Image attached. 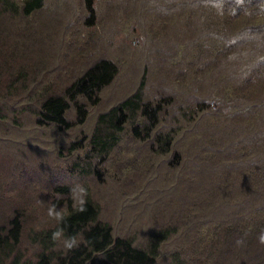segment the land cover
Returning <instances> with one entry per match:
<instances>
[{"label": "trees", "instance_id": "1", "mask_svg": "<svg viewBox=\"0 0 264 264\" xmlns=\"http://www.w3.org/2000/svg\"><path fill=\"white\" fill-rule=\"evenodd\" d=\"M118 1L83 0V23L141 29L151 39L141 58L104 45L100 31L83 41L66 33L75 45L52 79L46 56L57 33L48 18L33 21L49 0H0V79L9 94L30 95L33 125L69 132L98 111L92 132L68 145L70 179L0 215V264H264V0ZM129 141L157 158L158 177L165 171L151 206L157 223L143 239L108 220L102 189L108 178L152 175L147 157L126 153ZM79 199L84 212L73 207ZM53 205L67 214L59 222Z\"/></svg>", "mask_w": 264, "mask_h": 264}, {"label": "rangeland", "instance_id": "2", "mask_svg": "<svg viewBox=\"0 0 264 264\" xmlns=\"http://www.w3.org/2000/svg\"><path fill=\"white\" fill-rule=\"evenodd\" d=\"M116 2L119 4L118 0ZM97 6L99 9L100 1L97 2ZM85 16L83 0H49L46 8L34 16V23H36V20L42 22V20L44 21L45 18H48L49 21H52V27L57 33L56 40L55 38L52 39V46L48 40V49L50 51L53 50L51 53L48 51V56H46L51 61L50 75L52 79H54L56 72L61 68L59 66L62 55L65 54L69 46L75 45L73 37L66 40L67 34L77 33L78 36L82 35L81 39L83 41L93 32L100 31L104 33V35L101 34V37H103L102 42H105L104 45L116 48L120 54H124V52L127 56L134 54L136 55L135 59L141 58L138 53H143L141 49L149 46L151 42L150 38L147 39L140 32L141 29L127 32L122 30L115 33L111 32L109 30L111 22L107 25L100 22L95 28L86 27L83 23ZM56 41L57 45H55ZM90 46H92L91 42H89L88 47L91 49ZM88 61L86 59L81 64H87ZM132 62L129 59L126 60L125 64L123 63L121 77L124 76V72L129 67L127 64ZM67 63L70 65L71 60H68ZM75 68H71L74 73H76ZM44 69L47 70V67ZM38 79H41V74ZM62 79H64V76H62ZM7 81H9L7 77L6 79L3 77L0 79V116H2L0 119V215L11 212L7 210L10 207L11 209L20 207L18 203L20 204L22 201L35 198L38 194L40 196L41 194L45 195L44 185L52 184L54 181L59 182L70 179L64 167V155L68 156V145L71 141L80 139L83 135H89L92 132L98 112L93 110L86 125L73 128L69 132L58 133L47 129L40 130L33 125L32 117L26 111L30 107V95L25 92L9 94L6 86ZM121 81H123L122 78L120 79ZM134 82L131 84L126 83L122 89L109 96L107 100H104L100 108L106 109L108 106L110 108L118 96H121L122 93L134 86ZM115 87V85L111 87L106 94L112 92ZM125 145L129 146L130 152L125 149L129 156L137 154L142 161H144L145 157L149 159L152 175L144 176L143 178L152 177L153 179L148 184H143L146 181L139 176V171L136 172L132 182H137V184L142 182L140 186H135L130 182L131 179L129 180L130 183L127 182L128 184L126 183V185L113 178H108L105 185L102 186L103 191L109 195V205L106 212L109 215L108 220L118 227L121 232L136 231L138 238L143 239L146 236L145 234L157 223V219H154L151 214V206L152 204L155 205L157 200H159V187L165 180L162 174L165 171L162 169L160 177L157 176L159 173L157 158L152 157V153L147 150L146 145L136 146L132 141L125 142ZM63 149L64 154L60 155ZM129 186L132 187L129 188ZM98 189L101 191L100 188ZM141 189H144V196L140 200L139 191ZM168 194L170 195V193ZM7 203L9 204L7 205Z\"/></svg>", "mask_w": 264, "mask_h": 264}, {"label": "clouds", "instance_id": "3", "mask_svg": "<svg viewBox=\"0 0 264 264\" xmlns=\"http://www.w3.org/2000/svg\"><path fill=\"white\" fill-rule=\"evenodd\" d=\"M84 201L83 200H78L76 203H74L73 207L75 208L76 211L79 212H84L86 209L84 207ZM66 212H64L63 210H61L60 212H56L55 211V205H53L52 207H50L48 209V216L56 221H60L61 219H63L66 216ZM63 233V229H58L57 231L53 232L52 234V239L53 240H57L61 237ZM259 242L261 244H264V232H262L259 236ZM78 246L77 245V241L74 237H70L68 240L65 241V248L66 249H73L74 247Z\"/></svg>", "mask_w": 264, "mask_h": 264}]
</instances>
